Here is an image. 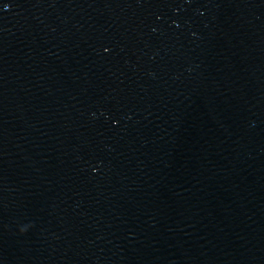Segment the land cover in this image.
<instances>
[{"label":"water","instance_id":"obj_1","mask_svg":"<svg viewBox=\"0 0 264 264\" xmlns=\"http://www.w3.org/2000/svg\"><path fill=\"white\" fill-rule=\"evenodd\" d=\"M0 264H264V0H0Z\"/></svg>","mask_w":264,"mask_h":264}]
</instances>
